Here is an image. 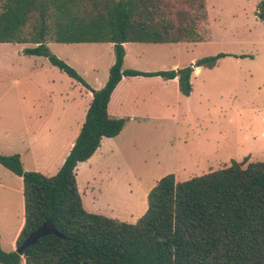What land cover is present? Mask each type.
Wrapping results in <instances>:
<instances>
[{
  "label": "trees",
  "instance_id": "1",
  "mask_svg": "<svg viewBox=\"0 0 264 264\" xmlns=\"http://www.w3.org/2000/svg\"><path fill=\"white\" fill-rule=\"evenodd\" d=\"M173 3V5H172ZM4 0L0 10L1 43H33L25 54L49 62L92 92L73 145L53 175L24 169L18 153H0V164L23 181V224L15 241L51 221L56 233L34 244L5 251L0 264H264V160H232L226 167L176 181L159 178L146 195L147 208L134 222L88 212L77 188L76 166L88 160L102 137H115L125 118L108 113L112 91L123 76L177 78L188 96L191 74L213 68L230 55L218 53L172 70L124 69V43L199 41L197 22L203 0ZM197 6L195 17L191 5ZM185 7V8H184ZM190 11V12H189ZM264 20V0L259 5ZM204 19V18H203ZM59 43H111L114 61L99 89L48 48ZM196 67V68H195Z\"/></svg>",
  "mask_w": 264,
  "mask_h": 264
},
{
  "label": "rangeland",
  "instance_id": "2",
  "mask_svg": "<svg viewBox=\"0 0 264 264\" xmlns=\"http://www.w3.org/2000/svg\"><path fill=\"white\" fill-rule=\"evenodd\" d=\"M203 1L205 17L196 25L199 41L128 42L123 68L172 70L204 56L230 55L219 58L211 69L201 67L192 73L188 96L180 94L175 79L125 77L120 95L125 97L122 114L126 128L92 174H83L79 168L85 200L89 176L95 178L91 196L104 210L131 211L143 199L146 202L150 188L168 173H173L176 181H184L226 167L232 160H264V20L258 15L262 0ZM188 9L196 18L197 6ZM48 42L51 52L93 89L105 83L114 61L110 43L67 44L50 38ZM20 45L0 42L2 154L24 148L30 139L34 148L43 145L45 149L48 140L52 141L49 127L37 126V135L21 134L23 113L49 110L53 116L48 121L55 122L68 110L67 98L73 94L79 98L89 90L75 84L44 56L23 58ZM32 46L24 43V47ZM23 167L40 170L29 159ZM23 214V181L0 164V234L5 251Z\"/></svg>",
  "mask_w": 264,
  "mask_h": 264
},
{
  "label": "crops",
  "instance_id": "3",
  "mask_svg": "<svg viewBox=\"0 0 264 264\" xmlns=\"http://www.w3.org/2000/svg\"><path fill=\"white\" fill-rule=\"evenodd\" d=\"M47 43H50V42H48V40H47L46 44ZM17 44H21L19 46L18 50L22 54L23 58H25V57H39V55L25 54L23 52V50L27 47H24V43H17ZM67 44H80V43H67ZM110 46L112 47L111 43H110ZM125 46H126V43H124V48H125ZM1 48L2 47L0 46V49ZM198 70H200V67L194 69L193 74L195 73V71H198ZM125 77H134V76H123L121 78V80L118 82V84L116 85V87L112 91L110 99H109V103H108L109 115L116 117V118H120V117L125 118V115L122 114L123 113L122 112L123 111V103L125 101V97L122 98V96L120 95V92L124 91V86H125L124 82L127 81L124 79ZM145 77H147V76H145ZM151 77H159V76H151ZM159 78H161V77H159ZM173 79H175L177 81V78H173ZM173 79H169V80H173ZM162 80H164V79H162ZM164 81H167V80H164ZM190 81H191V78H190ZM75 84L80 85L81 83L76 81ZM88 85L90 86L89 83H88ZM103 85H104V83L95 89H99ZM80 86H82V84ZM177 86H178V83H177ZM76 88L77 87H75V89ZM50 95L55 96V94H53L52 90H50ZM91 99H92V92L90 90H87L82 95L80 94L79 98H76L73 94L71 97L66 99L67 102L69 101L68 104L70 105V106L67 105L68 110H66L61 117L57 118V120L55 122L48 121V117L53 116V115H51L52 113L49 110L44 111V112H42V111L36 112L35 111V112L23 113L22 118L24 121V126L20 131L21 134L28 133V134H32V135H37V126L45 125V126L49 127L48 133L50 135L48 137H50V139H52V141L48 140V142H47L48 146L44 149L43 145L41 147L39 146V147L34 148L35 144H33L32 140L30 139V143L25 145L24 148H21L20 150H13L12 152L7 153V154L18 153L20 155V158H21L23 165H24L25 159H29L31 161V164L33 165V167L36 166L37 167L36 169H40L39 172H41L45 175L49 176L50 173H56L58 171V169L60 168V166L63 164L64 159L66 158L67 154L69 153V151L73 145V142H74L76 136L78 135V133L80 131V128H81L82 123H83L84 118H85L86 110L89 106ZM126 123H127V120L125 121L123 129L121 130V132L117 136H115V137H102V139L100 141V145L95 150L93 155L88 160H86L84 162H79L76 166L75 171H76L77 188H78L80 196H81L82 204H83V207L88 212L101 214V215L111 217V218H116L118 220L129 222V223H134L145 212V210L147 208V203L145 202L144 199L141 202L137 203L135 206L131 207L132 208L131 211H129V210L128 211H118V210H114L113 208H111L109 210H106V209L104 210V208H102L99 203H96L95 197L91 196V193L93 192V189H94L93 183H94L95 178L92 176H89V179L85 182L86 187H84V189L87 188V190L89 192L86 200L82 196V189L79 185V168L81 167L83 174H89V175L92 174L93 170H94L93 169L94 166H96L99 162L102 161V159L104 157V153L106 151H111V148L116 143L117 139L120 138L121 134L124 132V130L126 128ZM50 144H51V148L49 149ZM55 147H57V148L54 149ZM35 171H37V170H35ZM49 171H51V172H49ZM129 219H131V220H129ZM22 224H23V221L17 227L13 238L9 242V247L6 248V249H8V251H12L14 249V247H16L15 241H16L18 233L22 227ZM0 244L2 247H4L1 234H0Z\"/></svg>",
  "mask_w": 264,
  "mask_h": 264
},
{
  "label": "water",
  "instance_id": "4",
  "mask_svg": "<svg viewBox=\"0 0 264 264\" xmlns=\"http://www.w3.org/2000/svg\"><path fill=\"white\" fill-rule=\"evenodd\" d=\"M49 233H56L51 221H46L44 224H42L40 227H38L35 231L30 233L28 237L24 240L22 245L15 249V251L19 254H22L23 248L34 244L40 237L49 234Z\"/></svg>",
  "mask_w": 264,
  "mask_h": 264
}]
</instances>
